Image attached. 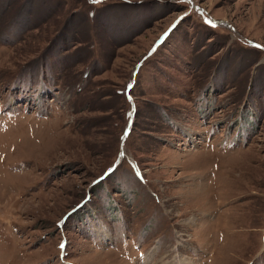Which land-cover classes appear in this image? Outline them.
<instances>
[{"label":"rangeland","instance_id":"374dc122","mask_svg":"<svg viewBox=\"0 0 264 264\" xmlns=\"http://www.w3.org/2000/svg\"><path fill=\"white\" fill-rule=\"evenodd\" d=\"M165 263L264 264V0H0V264Z\"/></svg>","mask_w":264,"mask_h":264},{"label":"bare ground","instance_id":"6f19581e","mask_svg":"<svg viewBox=\"0 0 264 264\" xmlns=\"http://www.w3.org/2000/svg\"><path fill=\"white\" fill-rule=\"evenodd\" d=\"M165 264H168V263H165Z\"/></svg>","mask_w":264,"mask_h":264},{"label":"water","instance_id":"95a60500","mask_svg":"<svg viewBox=\"0 0 264 264\" xmlns=\"http://www.w3.org/2000/svg\"><path fill=\"white\" fill-rule=\"evenodd\" d=\"M129 132V131H128ZM101 179H103V178H101Z\"/></svg>","mask_w":264,"mask_h":264},{"label":"snow or ice","instance_id":"6c2138e0","mask_svg":"<svg viewBox=\"0 0 264 264\" xmlns=\"http://www.w3.org/2000/svg\"><path fill=\"white\" fill-rule=\"evenodd\" d=\"M189 2H190V0H189Z\"/></svg>","mask_w":264,"mask_h":264}]
</instances>
